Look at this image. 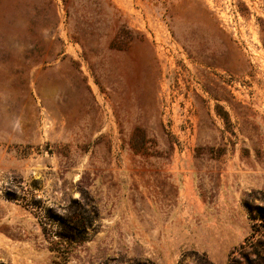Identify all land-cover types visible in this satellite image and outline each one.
<instances>
[{
    "label": "rangeland",
    "instance_id": "374dc122",
    "mask_svg": "<svg viewBox=\"0 0 264 264\" xmlns=\"http://www.w3.org/2000/svg\"><path fill=\"white\" fill-rule=\"evenodd\" d=\"M0 264H264V0H0Z\"/></svg>",
    "mask_w": 264,
    "mask_h": 264
}]
</instances>
